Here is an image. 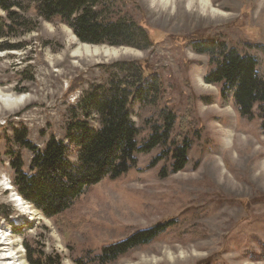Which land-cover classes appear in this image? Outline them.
<instances>
[{"label":"rangeland","instance_id":"rangeland-1","mask_svg":"<svg viewBox=\"0 0 264 264\" xmlns=\"http://www.w3.org/2000/svg\"><path fill=\"white\" fill-rule=\"evenodd\" d=\"M167 1V7L160 0L112 3L111 17L147 31L146 49L84 43L85 49L68 26L42 20L33 6L17 11L27 27L0 9V238L12 242L4 249L21 251L10 264H30L27 248L44 264H264V132L258 119L239 115L231 95L224 99L204 82L208 56L192 48L198 40L224 41L254 55L264 76V0H203L206 11L201 0ZM117 61H137L162 80L157 106L132 107L138 140L150 132L145 121L170 108L177 116L173 136L192 142L186 166L166 176L160 171L171 161L148 167L157 148L58 216L17 203L10 160L19 152L30 173L32 152L16 145L14 130L40 149L50 135L69 146L67 109L104 81L102 65ZM69 158L75 161L73 152ZM170 220L175 223L151 242L114 259L100 257L104 246Z\"/></svg>","mask_w":264,"mask_h":264},{"label":"trees","instance_id":"trees-1","mask_svg":"<svg viewBox=\"0 0 264 264\" xmlns=\"http://www.w3.org/2000/svg\"><path fill=\"white\" fill-rule=\"evenodd\" d=\"M113 1L0 0V9L9 20H19V25L27 27L26 19L17 11L26 12L33 6L37 17L48 22L60 21L82 43L137 49L150 46L152 42L142 26L127 18L111 17ZM192 48L208 56L204 82L217 86L224 99L231 95L239 115L258 119L264 132V76L258 69V59L216 39L198 40ZM101 72L106 77L104 81L91 84L77 104L67 109L64 136L69 146L50 135L40 149L25 140L24 132L14 130L12 139L16 145L30 150L32 158L30 173H25L19 152L11 156L10 166L14 170L11 183L23 199L48 218L70 209L82 194L102 180L117 179L134 169L140 154L159 148L148 167L161 160L171 161L169 167L160 171L164 176L182 170L188 162L192 142L187 137L173 136L177 116L166 106L145 121L150 132L144 140H138L132 107L158 105L164 93L160 77L147 73L137 61L102 65ZM70 152L74 153L75 161L69 158ZM174 223L170 220L136 231L122 241L104 246L100 257L114 256V259L130 248L147 244ZM27 251L30 264L46 263V259L34 260L29 248Z\"/></svg>","mask_w":264,"mask_h":264},{"label":"bare ground","instance_id":"bare-ground-1","mask_svg":"<svg viewBox=\"0 0 264 264\" xmlns=\"http://www.w3.org/2000/svg\"><path fill=\"white\" fill-rule=\"evenodd\" d=\"M153 1H155V0H153ZM162 1V7H167V5H168V1L167 0H160V2ZM189 1V0H188ZM191 1V0H190ZM202 1V8H201V10L202 11H206V7H207V3H205L203 0H201ZM156 8V7H155ZM213 13H215V11H213V10H211ZM211 14V13H210ZM71 36H72V40H74L76 43H77V46L79 47V46H82V48L84 47L85 49H88L89 47L87 46V45H84V43H83V45H81L78 41H77V39L71 34ZM73 41V42H74ZM2 98V97H1ZM0 98V99H1ZM2 101V100H1ZM11 102V101H10ZM6 106V105H5ZM13 106V105H12ZM10 187V186H9ZM15 196L17 197V198H15L16 199V201H17V203L19 202L20 204L22 203V204H25V203H27L28 204V202L27 201H24L19 195H17V194H15ZM21 201V202H20ZM29 213V212H28ZM27 213V214H28ZM20 216H23V214H19V217ZM18 218V217H17ZM16 217H15V219H17ZM6 240L5 239H2V238H0V247H6V246H10L9 244H12V242L11 243H9V242H5ZM13 246V245H12ZM3 250H4V253L3 254H1L0 255V264H10V263H14L15 261V259H17V258H20V255L18 254V253H20L21 251L20 250H18V249H16V248H10V249H4L3 248ZM3 260L5 261V263L3 262ZM11 260L13 261V262H11ZM18 261V260H17Z\"/></svg>","mask_w":264,"mask_h":264}]
</instances>
